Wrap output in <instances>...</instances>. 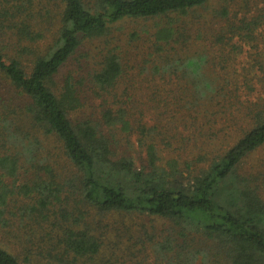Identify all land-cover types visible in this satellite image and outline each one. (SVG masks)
<instances>
[{
  "label": "trees",
  "instance_id": "1",
  "mask_svg": "<svg viewBox=\"0 0 264 264\" xmlns=\"http://www.w3.org/2000/svg\"><path fill=\"white\" fill-rule=\"evenodd\" d=\"M127 19H157L154 68L178 70L175 104L203 113L188 153L183 136L174 148L113 94L116 47L89 81L110 98L97 118L72 117L78 83L61 70L83 39ZM263 26L264 0H0V264H264V156L242 166L264 148V98L244 99L245 127L218 149L223 129L204 123L220 96L203 75L208 58L175 49L206 40L225 62V47L255 49ZM254 68L264 72V62ZM242 85L253 91L246 75ZM165 147L175 155L162 156ZM133 151L144 153L138 165Z\"/></svg>",
  "mask_w": 264,
  "mask_h": 264
},
{
  "label": "rangeland",
  "instance_id": "2",
  "mask_svg": "<svg viewBox=\"0 0 264 264\" xmlns=\"http://www.w3.org/2000/svg\"><path fill=\"white\" fill-rule=\"evenodd\" d=\"M156 25H158L157 19H127L112 25L107 35L101 38L82 40L77 53L60 72L63 75L69 73L78 83L82 106L72 117L97 118L101 100L105 97L110 98L108 92L103 96L97 95L96 87L89 81L91 73L99 68L101 56L107 49L116 47L115 50L121 59L122 75L114 87L113 94L124 102L127 100L128 106L133 101L134 109L143 111L142 120L147 125H157L161 133L166 132L168 136H173V138L170 137V144L174 148H177L181 142L182 137L180 136L184 137L186 147L191 146L194 140L190 136L193 130V122L195 124L200 123L201 121L197 118L199 114L201 117L203 113L198 112L196 114L192 110L188 111L175 104L176 96H181L185 88V80L181 79L178 70H175L172 75L168 72L155 70L154 67L159 55L154 52L151 33ZM259 32L258 45L255 49H250L247 45H243L240 51L225 47L224 51L228 54V56L225 54V62L219 60L218 48L210 47L206 44L208 43L206 40L202 43L201 41L192 42L181 47H175L180 56H185L188 59L197 56V54L206 55L208 58L204 65L206 72L203 75L212 79L213 85L219 89L220 96L218 104L207 113L211 120L210 123L207 124L205 120L204 123L206 129H214L216 132L223 129L216 133L220 138L219 142L217 141L218 149H225L240 136L243 129L241 127L244 126V123L240 120L237 112L239 109L244 110L242 106L244 99L257 101L258 98H264V72H260L256 68L249 71V67L251 63H254L255 58L264 62V26ZM235 41L236 39H233V42ZM214 54L217 56L212 60ZM245 75L250 79L253 91L242 85ZM241 114L242 111H240V116ZM194 117L197 119L196 121H193ZM132 139L135 140V136H132ZM200 139L204 138L200 137ZM44 145L57 161L58 168H64L63 158L56 149L57 143L48 139ZM160 147L162 148V146ZM164 150L162 156L166 158L175 155L166 147ZM179 154L183 158L186 156L183 151ZM131 155L138 165L140 162L138 155L141 156L144 153L143 151L141 153H134L133 151ZM263 156L264 148L262 147L252 153L249 160L242 163V166L247 169L250 162L257 161ZM253 170L255 171V169ZM62 172L65 173V168Z\"/></svg>",
  "mask_w": 264,
  "mask_h": 264
}]
</instances>
